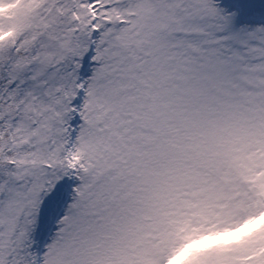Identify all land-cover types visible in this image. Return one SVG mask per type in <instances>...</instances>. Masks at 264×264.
Listing matches in <instances>:
<instances>
[{
	"label": "snow or ice",
	"instance_id": "6c2138e0",
	"mask_svg": "<svg viewBox=\"0 0 264 264\" xmlns=\"http://www.w3.org/2000/svg\"><path fill=\"white\" fill-rule=\"evenodd\" d=\"M0 264H264V0H0Z\"/></svg>",
	"mask_w": 264,
	"mask_h": 264
}]
</instances>
